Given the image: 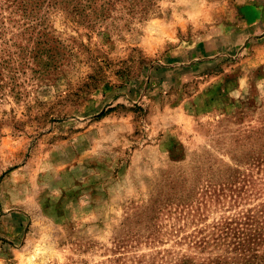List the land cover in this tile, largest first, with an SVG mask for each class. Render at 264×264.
Masks as SVG:
<instances>
[{
    "label": "rangeland",
    "instance_id": "obj_1",
    "mask_svg": "<svg viewBox=\"0 0 264 264\" xmlns=\"http://www.w3.org/2000/svg\"><path fill=\"white\" fill-rule=\"evenodd\" d=\"M71 1L0 0V264H264V0Z\"/></svg>",
    "mask_w": 264,
    "mask_h": 264
},
{
    "label": "trees",
    "instance_id": "obj_2",
    "mask_svg": "<svg viewBox=\"0 0 264 264\" xmlns=\"http://www.w3.org/2000/svg\"><path fill=\"white\" fill-rule=\"evenodd\" d=\"M88 2V5L90 6L95 2V0H85V2ZM86 2V3H87ZM6 5L8 8H11L17 13H20L22 17L27 18L32 13H36L37 11H40L41 8H43L45 5H50L51 7L59 4L62 7H69L70 3H72L71 0H67V3L65 0H6ZM75 6L72 7V9L75 12H78L79 10H83L85 7L82 4L83 0H77ZM261 229V228H260ZM260 229H254V231H260ZM264 230V229H263ZM247 238H250V234L246 235ZM254 239V238H253ZM240 246L243 248V246L240 244ZM264 263V260L261 261V263Z\"/></svg>",
    "mask_w": 264,
    "mask_h": 264
}]
</instances>
